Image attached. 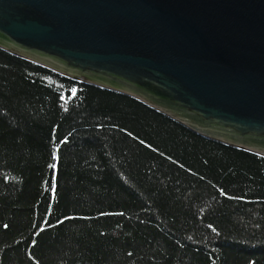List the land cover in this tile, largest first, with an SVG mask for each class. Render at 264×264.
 Instances as JSON below:
<instances>
[{"label":"trees","instance_id":"trees-1","mask_svg":"<svg viewBox=\"0 0 264 264\" xmlns=\"http://www.w3.org/2000/svg\"><path fill=\"white\" fill-rule=\"evenodd\" d=\"M0 264H264V156L0 47Z\"/></svg>","mask_w":264,"mask_h":264},{"label":"water","instance_id":"water-1","mask_svg":"<svg viewBox=\"0 0 264 264\" xmlns=\"http://www.w3.org/2000/svg\"><path fill=\"white\" fill-rule=\"evenodd\" d=\"M0 47L264 156V0H0Z\"/></svg>","mask_w":264,"mask_h":264},{"label":"snow or ice","instance_id":"snow-or-ice-1","mask_svg":"<svg viewBox=\"0 0 264 264\" xmlns=\"http://www.w3.org/2000/svg\"><path fill=\"white\" fill-rule=\"evenodd\" d=\"M75 92V90H73ZM53 168H55V164L52 165ZM52 191H55V188L53 187Z\"/></svg>","mask_w":264,"mask_h":264}]
</instances>
